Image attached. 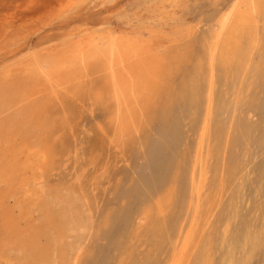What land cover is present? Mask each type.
<instances>
[{"label":"rangeland","instance_id":"obj_1","mask_svg":"<svg viewBox=\"0 0 264 264\" xmlns=\"http://www.w3.org/2000/svg\"><path fill=\"white\" fill-rule=\"evenodd\" d=\"M233 1L75 0L57 12L54 0H0V72L35 89L52 135L45 184L74 189L90 219L76 264H264V10L239 40L242 61L209 58ZM90 36L131 40L158 63L120 134L99 59L68 61L56 81L21 65Z\"/></svg>","mask_w":264,"mask_h":264},{"label":"bare ground","instance_id":"obj_2","mask_svg":"<svg viewBox=\"0 0 264 264\" xmlns=\"http://www.w3.org/2000/svg\"><path fill=\"white\" fill-rule=\"evenodd\" d=\"M74 1L54 0L53 8L57 12L69 9ZM47 3L49 5L51 1ZM260 8L264 10L262 0H234L218 17V30L210 36V63L217 52L223 53L221 57L226 58H223L226 62L229 59L242 61L244 52L239 40L249 33L247 29L254 25L251 21H255L253 15H258ZM249 22L251 26H247ZM102 40H105V46L100 49L96 45ZM65 47L62 52H50L46 56L33 50L29 54V61L21 60V65L24 63L31 73H43L49 81H56L55 75L68 61L84 65L90 58L99 59L107 76L104 90L117 104L119 125L115 131L122 133L127 127L126 108L158 74L157 61L147 58L145 48L136 42L114 37H99L96 41L90 36L84 42H76L72 46L66 43ZM198 71H202L200 66ZM8 72L7 68L0 72V264H76L77 257L73 252L79 249L80 234L90 219L79 206L74 189L69 188L65 193L55 189L52 192L45 184L46 166L53 151L50 152L51 148L47 144L50 140H47L52 135L50 133L47 138L42 128L38 99H30V96L35 95V89L31 95V91L10 82L7 79ZM170 101L171 97L167 98L165 106ZM47 126L50 127V124ZM50 159L54 161L53 157ZM177 168L179 170V166ZM200 186L196 185L197 195ZM35 213L38 218L34 220ZM70 234L74 240L65 248L61 238ZM41 237L46 238L44 243ZM66 250L68 254H65Z\"/></svg>","mask_w":264,"mask_h":264}]
</instances>
